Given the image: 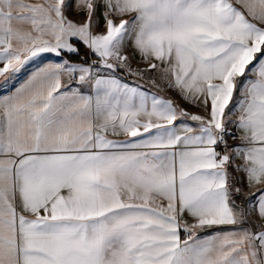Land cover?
Returning a JSON list of instances; mask_svg holds the SVG:
<instances>
[{
  "label": "snow or ice",
  "instance_id": "6c2138e0",
  "mask_svg": "<svg viewBox=\"0 0 264 264\" xmlns=\"http://www.w3.org/2000/svg\"><path fill=\"white\" fill-rule=\"evenodd\" d=\"M45 53L0 95V264H264V0H0V78Z\"/></svg>",
  "mask_w": 264,
  "mask_h": 264
},
{
  "label": "crops",
  "instance_id": "0c3cea01",
  "mask_svg": "<svg viewBox=\"0 0 264 264\" xmlns=\"http://www.w3.org/2000/svg\"><path fill=\"white\" fill-rule=\"evenodd\" d=\"M77 18V17H73ZM102 30V29H98ZM59 57H56L55 54L51 53H45L42 54L41 57H38L34 63H29L26 66V69L14 77H12L9 81L5 82L3 78H0V95L7 94L8 92L12 91L16 86L19 85L29 74L30 71L34 70L37 66H39L41 63H48V62H58ZM134 67H140V68H146L147 65L139 62L138 58L133 61ZM124 82L129 83L131 86H142V90L148 91L150 94H156L161 97L169 98L174 100L180 107L187 110L189 113L192 114H203L202 106H196L194 104H190L180 98L179 95L173 90L167 89L166 87H162L160 89L153 87V85L149 82L148 78L145 77L143 79H138L135 76L128 75L127 73L120 72L117 74ZM75 86V85H73ZM85 94H88V89H84ZM194 123V122H191ZM233 135L237 137V139H232L231 137H228V143L230 146H236L240 143L238 137L240 135V132L233 127ZM238 163H240L239 160H237ZM240 184L246 183V180L244 178V174L240 173L238 176ZM239 183V182H238ZM245 191H247V188H245ZM253 222L256 220L255 216H252L250 218ZM214 230H209L207 233H201V235H207L212 234Z\"/></svg>",
  "mask_w": 264,
  "mask_h": 264
},
{
  "label": "trees",
  "instance_id": "16d2710c",
  "mask_svg": "<svg viewBox=\"0 0 264 264\" xmlns=\"http://www.w3.org/2000/svg\"><path fill=\"white\" fill-rule=\"evenodd\" d=\"M86 52H87V50L81 46V56H83L84 60H86L89 63L90 62L89 55H86ZM67 58L71 59L74 62H83V61H81V58L77 57V56H71V57H67Z\"/></svg>",
  "mask_w": 264,
  "mask_h": 264
},
{
  "label": "rangeland",
  "instance_id": "374dc122",
  "mask_svg": "<svg viewBox=\"0 0 264 264\" xmlns=\"http://www.w3.org/2000/svg\"><path fill=\"white\" fill-rule=\"evenodd\" d=\"M236 163H238V161H236ZM229 171L232 172V175L236 178L237 182L240 183L239 178H238V176L240 175V172H235L231 168L229 169ZM238 199H240V198H238Z\"/></svg>",
  "mask_w": 264,
  "mask_h": 264
},
{
  "label": "built area",
  "instance_id": "2783aa9c",
  "mask_svg": "<svg viewBox=\"0 0 264 264\" xmlns=\"http://www.w3.org/2000/svg\"><path fill=\"white\" fill-rule=\"evenodd\" d=\"M92 59H95V58H94V57H90V56H89V60H90V62H89V63H91V60H92ZM218 150H219V149H218Z\"/></svg>",
  "mask_w": 264,
  "mask_h": 264
}]
</instances>
